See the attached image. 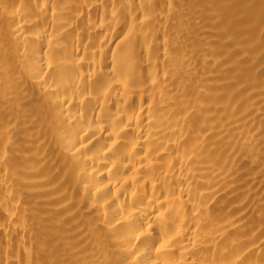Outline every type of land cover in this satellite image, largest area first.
Masks as SVG:
<instances>
[{
  "label": "bare ground",
  "instance_id": "6f19581e",
  "mask_svg": "<svg viewBox=\"0 0 264 264\" xmlns=\"http://www.w3.org/2000/svg\"><path fill=\"white\" fill-rule=\"evenodd\" d=\"M263 104L264 0H0V264H264Z\"/></svg>",
  "mask_w": 264,
  "mask_h": 264
},
{
  "label": "rangeland",
  "instance_id": "374dc122",
  "mask_svg": "<svg viewBox=\"0 0 264 264\" xmlns=\"http://www.w3.org/2000/svg\"><path fill=\"white\" fill-rule=\"evenodd\" d=\"M214 26H216V23H214ZM263 106H264V104H263ZM72 229H80V222H78V224L75 227H73ZM78 256H80V253H78L77 255H74L73 259L75 260V258H78Z\"/></svg>",
  "mask_w": 264,
  "mask_h": 264
}]
</instances>
